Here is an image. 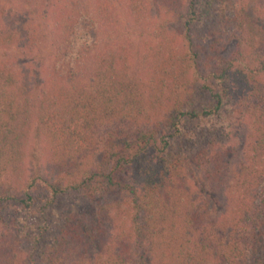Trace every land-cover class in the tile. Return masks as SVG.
Masks as SVG:
<instances>
[{
	"label": "trees",
	"instance_id": "obj_1",
	"mask_svg": "<svg viewBox=\"0 0 264 264\" xmlns=\"http://www.w3.org/2000/svg\"><path fill=\"white\" fill-rule=\"evenodd\" d=\"M2 1L0 264H264V18L246 0H27L52 17L37 55L46 28Z\"/></svg>",
	"mask_w": 264,
	"mask_h": 264
},
{
	"label": "rangeland",
	"instance_id": "obj_2",
	"mask_svg": "<svg viewBox=\"0 0 264 264\" xmlns=\"http://www.w3.org/2000/svg\"><path fill=\"white\" fill-rule=\"evenodd\" d=\"M63 4H66L69 2V0H61ZM3 2V1H2ZM1 2V3H2ZM7 2V3H5ZM27 0H4V4L8 7L14 8L16 10H21L23 14L26 16H29L33 18V20H30L31 24H33L37 30V23L39 25H43V28H46L42 31V35L44 40L48 39V35L50 37V40L48 39L47 41L43 40L42 45L39 48L38 53L34 51V53L37 55L41 53L45 55L49 50H51L52 44L55 42V39L53 37V34L51 33L52 29V17H51V12L50 10H46L43 8L36 7L34 5H31L29 7V4H25ZM30 3V2H27ZM264 0H246V6H248V10L251 12V15L253 17H256L257 14L260 15V17L264 18ZM76 5V4H75ZM69 11L74 13V18L78 21L81 13H80V7L78 6H67ZM90 10V9H88ZM26 12V13H25ZM29 12V13H28ZM118 12L120 15H124L123 9L121 5L118 8ZM91 15V12H90ZM51 18V20H50ZM93 20L92 21H87V26L85 28L86 31H90V35L92 37V40L95 42L98 41L99 45L105 46L107 44V40L105 38V35L103 36L96 35L95 33L97 32V28L94 24V19L95 16H92ZM96 20V19H95ZM83 19H80V22L82 24ZM103 38V39H102ZM101 40V42H100ZM35 56V55H33ZM43 59L48 63L51 61V56H41L40 60H35L29 63V65L39 67L41 63L43 62ZM41 67V66H40ZM82 66L79 64L78 69L81 68ZM217 121L214 122L210 127V130L212 131L213 135H216L218 139L226 146H232L233 144H236L239 141V138L237 136V131H238V123L236 124L235 121H231L230 117L227 115H223L219 118L216 119ZM41 142L40 139L35 138V135L32 133L31 136L29 137L26 147H25V163L27 166V174L29 175L30 173H33L36 168L37 164L41 161V151L39 150L41 147ZM231 162H234L236 158L230 156L229 159ZM39 161V162H37ZM3 171L0 170V174ZM1 180H7V174L3 172L0 175Z\"/></svg>",
	"mask_w": 264,
	"mask_h": 264
}]
</instances>
